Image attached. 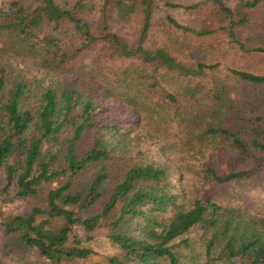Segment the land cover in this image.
Returning a JSON list of instances; mask_svg holds the SVG:
<instances>
[{"label": "trees", "instance_id": "trees-1", "mask_svg": "<svg viewBox=\"0 0 264 264\" xmlns=\"http://www.w3.org/2000/svg\"><path fill=\"white\" fill-rule=\"evenodd\" d=\"M214 2L231 42L264 57V0L237 15ZM157 3L0 0L5 249L35 254L33 264H184L198 245L203 264H264V214L216 194L188 200L176 149L162 140L176 124L181 151L208 158L213 187L257 179L264 188V90L253 99L239 90L264 89V74L221 77L219 65L190 64L175 47H146ZM135 15L132 43L113 25ZM167 20L194 36L215 33ZM219 155L239 166L222 173ZM16 202L27 207L3 210ZM99 237L114 252L96 262Z\"/></svg>", "mask_w": 264, "mask_h": 264}, {"label": "rangeland", "instance_id": "rangeland-1", "mask_svg": "<svg viewBox=\"0 0 264 264\" xmlns=\"http://www.w3.org/2000/svg\"><path fill=\"white\" fill-rule=\"evenodd\" d=\"M157 15L154 20L153 31L147 36L145 45L148 48L154 46L170 45L179 51L182 60L190 64L203 62L206 64L219 65L218 76L229 74V70H245L264 74V57L258 53H245L240 50L239 46L232 43L229 39L227 31L222 27H227L228 22L223 17L216 16L215 0H157ZM221 3L231 9H241L243 4L252 0H220ZM168 4L178 5L179 7H171ZM196 6L194 9L186 7ZM248 11V9H247ZM172 17L181 25L193 27L197 29L211 28L215 33L205 37H198L178 30L168 23L167 18ZM113 25L116 32L122 37L136 43L137 35L141 27V17L132 16L131 21H120L116 16ZM238 20V17L236 16ZM238 40L245 42L247 33L244 29L237 30ZM247 49H253L256 45L252 42L247 43ZM239 90L244 91L250 99L254 95L264 89L256 87H244L239 85ZM178 128L176 124H170L163 129V142L167 145H173L175 153L174 159L180 162L181 167L185 171V181L183 182V191L188 200H194L201 196L216 194L221 200L247 207L253 212L264 214V188L261 186L260 180H250L243 183L232 184L229 186L213 187L205 180V172L208 166V158L203 154L193 156L190 153L182 152L178 143ZM179 145V146H178ZM217 165L222 173L227 172L231 168L239 166V162L234 157L220 155ZM2 203L0 202V207ZM24 203H12L3 206L4 211L21 212L26 208ZM1 223V220H0ZM3 229L0 224V263L1 264H33L36 255L33 253L23 254L18 250L5 249L7 244ZM93 248L97 251V255L93 257V261L100 262L110 254L113 249L104 237H99L97 242L93 243ZM201 246L195 245L191 249L185 251L184 264H203Z\"/></svg>", "mask_w": 264, "mask_h": 264}]
</instances>
